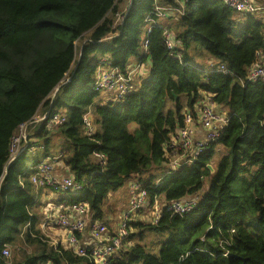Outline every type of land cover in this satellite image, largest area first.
I'll return each mask as SVG.
<instances>
[{"label": "trees", "instance_id": "trees-1", "mask_svg": "<svg viewBox=\"0 0 264 264\" xmlns=\"http://www.w3.org/2000/svg\"><path fill=\"white\" fill-rule=\"evenodd\" d=\"M118 2L0 0V264H93L73 249L48 245L36 230L32 175L53 158L56 132L63 137L59 157L82 185L66 200L86 203L92 223L108 226L105 202L133 178L147 190L149 208L156 201L198 198L190 213L133 221L130 246L109 264H264V81H248L257 53L264 56V22L249 14L239 26L223 0H188L183 15L162 19L156 7H179L177 0H133L118 36L104 42L114 31ZM166 29L180 44L173 51ZM106 56L123 73L136 65L148 72L137 74L122 101L94 106L100 94L95 74ZM211 64L234 75L208 72ZM204 94L226 110L225 133L192 164L171 170L165 145L183 125L182 112L195 114ZM43 107L49 119L65 109L64 123L53 129L46 126L49 119L37 124L28 138L36 149L26 147L11 160L13 137ZM88 113L96 128L92 136L84 127ZM217 146L227 154L212 173L208 166ZM147 233L159 237L157 253L143 244ZM19 244L35 248L22 253ZM9 247L14 250L6 257Z\"/></svg>", "mask_w": 264, "mask_h": 264}, {"label": "built area", "instance_id": "built-area-1", "mask_svg": "<svg viewBox=\"0 0 264 264\" xmlns=\"http://www.w3.org/2000/svg\"><path fill=\"white\" fill-rule=\"evenodd\" d=\"M131 2L133 0H130ZM188 0H177L179 7H160L157 6L155 14L158 18H167L169 15H183L185 5ZM224 4L241 15H256L264 12V4L259 6L255 0H223ZM120 24L118 28L121 26ZM118 28L114 27L113 33L109 35V40L118 36ZM165 42L169 50L173 51L180 44L176 41L173 31L165 30ZM106 38V39H107ZM105 39V40H106ZM148 44V41H146ZM174 55V52L172 53ZM258 62L250 70L248 81H264V56L261 52L257 53ZM181 59V55H177ZM143 66L129 70L123 73L120 69L111 66L109 57L101 59V65L97 68L95 74L94 89L96 91H107L112 94L108 101L117 103L122 101L126 95L134 89V80L138 73L141 72ZM208 72H222L224 74L234 75L224 66L211 68ZM58 89V88H57ZM55 92V91H54ZM53 92V93H54ZM52 96V95H51ZM40 117L37 122H46L49 119L48 111ZM38 115V114H37ZM183 125L171 135L170 141L165 145V154L168 161L169 169L177 170L185 165L192 164L197 157L205 151L209 146L222 138L228 125L227 112L220 108L211 94H204L201 99V104L195 107V114L192 111L184 110ZM32 121L21 125L20 129L27 128L33 123ZM65 121V114L55 111L47 122V127L53 129L60 126ZM38 123V124H39ZM202 127L205 134L202 138L197 139V128ZM84 127L88 136L95 133V126L91 114L88 113L84 117ZM19 129V131H20ZM29 135L22 132L18 137L15 135L10 144L11 160H14L23 150L29 149L33 152L36 148L28 143ZM26 143V145H24ZM13 146L18 148L16 153L12 152ZM96 156L105 161V155L96 154ZM59 164V158L53 157L44 160L35 169L32 175V182L37 187H45L54 192H67L78 194L82 185L75 181V178L70 174L60 178L56 174V168ZM197 202L194 199L177 200L170 203L155 202L152 207L154 210V218L152 222H157L163 212L172 214L184 215L192 212L196 208ZM149 208L148 193L143 187L139 179L130 182L128 210L120 216L116 229L111 230L104 222H90L89 207L84 202H75L69 204L68 207L59 212L55 218L51 219L54 226H58L66 232L72 233L67 237V247L73 249L74 252L82 257H88L93 264H109L114 256H116L129 243L131 233L130 225L134 221V217ZM47 223H43L46 227ZM89 235V238L85 236ZM3 255L11 257L9 248L4 249Z\"/></svg>", "mask_w": 264, "mask_h": 264}, {"label": "rangeland", "instance_id": "rangeland-1", "mask_svg": "<svg viewBox=\"0 0 264 264\" xmlns=\"http://www.w3.org/2000/svg\"><path fill=\"white\" fill-rule=\"evenodd\" d=\"M259 6H262V4L264 3L263 0H255ZM131 1L130 0H119L118 5L120 7L119 9V14L116 16L115 20H114V27L117 29L118 26L120 24H122V22L124 21V18L126 16V13L128 12L129 7L131 6ZM256 16L264 22V12H260L257 13ZM235 18L239 19V26L245 23V15H241L239 13H235ZM119 31V28H118ZM104 42L109 41V38H107L106 40H103ZM80 45L81 42H77L76 46H77V53H79L80 51ZM213 62V61H212ZM134 63V61H133ZM200 64L203 63L202 60L199 61ZM60 88L56 89L55 92L52 94V96L50 97V101H53L58 93ZM110 96H112V94L110 92L107 91H101L99 96L96 98L94 106H98V105H104L106 104V102H108V98H110ZM201 104V100H199L196 103V106H199ZM56 111L61 112L62 114H65L66 110L65 109H58ZM226 111V110H225ZM46 110L44 109V107L39 111L38 115L35 117V120L33 121V123L31 125H29L27 128L25 127L23 130L20 129V131L17 134V137L22 134V132H26L28 135H34V131L36 129V126L39 122H37V120L44 116L46 113ZM130 130L131 132H134L136 129V125L133 123L130 125ZM60 137H62V135L60 136L57 132L54 134V138L52 140V142L50 143V152L51 154H53L54 156H58L61 149H62V145L63 143L60 144ZM60 138V139H59ZM63 139V137H62ZM61 139V140H62ZM33 142H36L35 139H32ZM31 141V142H32ZM62 142V141H61ZM18 150V148L16 146H13L12 148V152L16 153ZM227 154V151L220 146H217L216 151H215V155L213 156L212 160H211V165L213 168H215L217 166V164L219 163V161L221 160V158ZM59 158V157H58ZM60 162V161H59ZM134 179V178H133ZM131 179V180H133ZM130 180V181H131ZM130 181L127 182L124 186H122L121 188H119L116 191H113L110 193L109 198L107 199V201L104 204V211H105V216L107 217H112L113 215L118 214L117 216H121L122 214H124V212L126 210H128V199H129V185H130ZM209 187V180L206 181V185L205 188L203 189L202 193H205L206 190ZM35 189V187H34ZM55 196L57 198H63L65 196H67V192H55ZM190 199H194L196 202L198 201L197 197H193ZM123 200V201H122ZM110 201V202H109ZM122 201V203H120ZM38 205V203H37ZM90 218V216H89ZM112 218H117L116 216L112 217ZM154 218V210L153 208H148L147 210L137 214L134 217V221L137 222H143V223H151L152 220ZM57 229V228H56ZM132 232H134L133 230H131ZM41 232V231H40ZM39 232V233H40ZM46 231H42V234L40 233V238L47 242V244H51L49 241H51L52 239H49V237H46ZM144 241L143 244L147 246L148 250H150L153 253H157L158 252V246H157V242L159 240V237L153 233H147L144 236ZM137 240V239H136ZM135 242V241H134ZM63 246L67 247L66 245L62 244ZM130 246L129 243H126L124 248H128ZM20 250L22 253H24L25 251L28 252H32L35 248L34 245H28V244H19ZM11 253H13V248L9 247Z\"/></svg>", "mask_w": 264, "mask_h": 264}, {"label": "crops", "instance_id": "crops-1", "mask_svg": "<svg viewBox=\"0 0 264 264\" xmlns=\"http://www.w3.org/2000/svg\"><path fill=\"white\" fill-rule=\"evenodd\" d=\"M137 67H140V66L136 65L133 67V69H135ZM147 72H148L147 68L145 66H143V69L141 70L140 75H143L142 77H145L147 75ZM204 134H205V130L202 129V127L198 126L196 138L200 139L204 136ZM61 141L63 142V140L60 139V144L62 143ZM59 156H60V154L57 157H59ZM53 157H56V156L53 155ZM59 161L60 162L56 168L57 176H59L60 178H63V177L70 175L69 170L63 165V162L60 159V157H59ZM134 180H136V179H133L130 182H132ZM33 186L35 187V193H36V199H35V203L33 205V212L39 218L38 224L36 226V230L41 231L40 232L41 234H42V231H46V235L49 237V239H52L49 242L52 243L53 245L56 246V245L64 244L67 246L68 245L67 237H69L68 232H66V230H64L58 226H54L51 222L52 218H55L59 212H61L63 209H65L66 207L69 206L68 201L66 200V196L63 198H57L55 196L56 193L54 191H52L48 188H45V187H37L36 185H34V183H33ZM122 201L120 203H122ZM37 203H38V205H37ZM117 215L118 214L112 216V217L116 216L117 218L105 216V221H107L108 226L111 228V230H114V228L116 229V226H117L119 218H120V216L118 217ZM90 221H91V219H90ZM44 222L45 223L48 222L46 227L43 225ZM86 234H87V232H86ZM85 238L88 239L89 235L87 234L85 236Z\"/></svg>", "mask_w": 264, "mask_h": 264}, {"label": "water", "instance_id": "water-1", "mask_svg": "<svg viewBox=\"0 0 264 264\" xmlns=\"http://www.w3.org/2000/svg\"><path fill=\"white\" fill-rule=\"evenodd\" d=\"M176 99H177V96H176ZM210 169H211V171H212V173H214V168L212 167V165H209L208 166ZM71 234L72 233H69V236H71ZM234 255H232V254H228L227 255V257H233ZM235 258H238V259H241L240 257H237V256H234Z\"/></svg>", "mask_w": 264, "mask_h": 264}]
</instances>
